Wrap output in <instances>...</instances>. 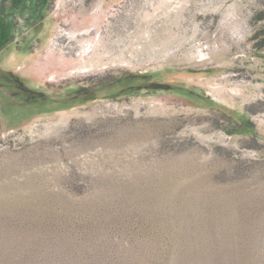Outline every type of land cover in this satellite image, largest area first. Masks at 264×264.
Listing matches in <instances>:
<instances>
[{
    "label": "rangeland",
    "instance_id": "obj_1",
    "mask_svg": "<svg viewBox=\"0 0 264 264\" xmlns=\"http://www.w3.org/2000/svg\"><path fill=\"white\" fill-rule=\"evenodd\" d=\"M45 2L0 12L49 100L0 77V264H264V0ZM128 74L166 89L52 104Z\"/></svg>",
    "mask_w": 264,
    "mask_h": 264
},
{
    "label": "trees",
    "instance_id": "obj_2",
    "mask_svg": "<svg viewBox=\"0 0 264 264\" xmlns=\"http://www.w3.org/2000/svg\"><path fill=\"white\" fill-rule=\"evenodd\" d=\"M12 1V0H10ZM38 1V0H36ZM49 0H46L45 5L48 7ZM9 0H0V12L3 11L8 6ZM3 77L8 84V90L6 91V96L12 103L17 105H32L40 104L45 105L49 103L46 95L36 89L28 88L21 78L13 75L10 72L0 73V77ZM155 75H132L128 74L126 76L120 77L109 82H100L93 86L92 88H79L71 92H67L60 95L59 102L53 101L52 104H57L59 109L69 107L76 102L86 103L96 99V96L101 94L103 91L105 93H132L142 90H154L164 91L166 88L163 84L157 81H152ZM120 88V89H118ZM165 88V89H164ZM176 90V89H175ZM178 92H183L188 98L195 99L202 102L205 105H214L209 98L201 96L191 90H177ZM52 101V100H51ZM250 126L248 127L244 123L242 124V129L245 132H249Z\"/></svg>",
    "mask_w": 264,
    "mask_h": 264
}]
</instances>
